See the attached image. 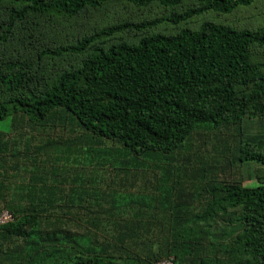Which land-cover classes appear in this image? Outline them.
<instances>
[{"label": "trees", "instance_id": "obj_1", "mask_svg": "<svg viewBox=\"0 0 264 264\" xmlns=\"http://www.w3.org/2000/svg\"><path fill=\"white\" fill-rule=\"evenodd\" d=\"M257 1L0 0V264H264V27L186 26Z\"/></svg>", "mask_w": 264, "mask_h": 264}, {"label": "rangeland", "instance_id": "obj_2", "mask_svg": "<svg viewBox=\"0 0 264 264\" xmlns=\"http://www.w3.org/2000/svg\"><path fill=\"white\" fill-rule=\"evenodd\" d=\"M161 13V9L156 6L150 8H137L133 5H127L124 3L110 4L106 9L95 12L92 15L91 20L108 24L119 19L131 18H143L147 16H155ZM204 19L214 20L216 22H224L232 24L233 26L242 27L247 26L249 28L264 27V0H258L250 8H242L235 13L229 15H219L209 13L204 17L196 18L189 23V27L196 28L198 24ZM89 20V19H87ZM182 26V25H181ZM185 26V25H183ZM177 29L172 25L164 24L155 27L153 31L162 32H175ZM124 38H131L132 35L128 33H122ZM121 36V35H120ZM257 60L264 61V49H257L255 53ZM1 128H8L9 122H0ZM246 134L250 137L264 136V125L259 120H247L245 124ZM52 135H54L51 132ZM56 135V133H55ZM202 145L199 140L195 141L193 145V152L198 151V146ZM204 147V146H203ZM207 154V153H206ZM184 156V155H183ZM183 156L180 157L183 161ZM183 163V162H182ZM235 178L243 181L246 186L256 184L262 177H264V165H258L255 162L251 164H243L239 169L235 170ZM221 178H230L227 172L219 171Z\"/></svg>", "mask_w": 264, "mask_h": 264}, {"label": "built area", "instance_id": "obj_3", "mask_svg": "<svg viewBox=\"0 0 264 264\" xmlns=\"http://www.w3.org/2000/svg\"><path fill=\"white\" fill-rule=\"evenodd\" d=\"M13 219H14L13 214L9 210L3 209L0 211V223L1 224L12 221ZM155 264H174V261H173V258H167V259L159 260L155 262Z\"/></svg>", "mask_w": 264, "mask_h": 264}]
</instances>
